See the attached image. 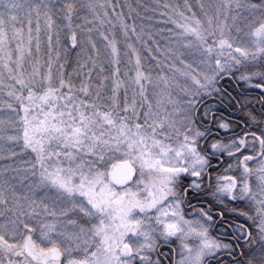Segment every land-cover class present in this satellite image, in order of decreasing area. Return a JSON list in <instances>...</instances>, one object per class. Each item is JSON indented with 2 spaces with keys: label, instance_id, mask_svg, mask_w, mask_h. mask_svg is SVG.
<instances>
[{
  "label": "snow or ice",
  "instance_id": "obj_1",
  "mask_svg": "<svg viewBox=\"0 0 264 264\" xmlns=\"http://www.w3.org/2000/svg\"><path fill=\"white\" fill-rule=\"evenodd\" d=\"M225 81L264 93V0H0V264H264Z\"/></svg>",
  "mask_w": 264,
  "mask_h": 264
},
{
  "label": "flooded vegetation",
  "instance_id": "obj_2",
  "mask_svg": "<svg viewBox=\"0 0 264 264\" xmlns=\"http://www.w3.org/2000/svg\"><path fill=\"white\" fill-rule=\"evenodd\" d=\"M225 82V86L235 97V100L232 101L230 106L221 108V111L224 113L225 117H227L231 121H234V125L236 126L235 132L242 133V131L248 130V124L246 123V120H248V111H253L258 117L260 116L262 108L260 96L264 95V93H262L259 89L254 88L253 90H248L245 88L246 86L242 84L237 87L234 81ZM237 101H239V104L237 103ZM220 135L223 136V133L221 132ZM203 199L210 201V198L208 197H204ZM225 213L226 215H228L226 210ZM231 218L232 217L229 216V219Z\"/></svg>",
  "mask_w": 264,
  "mask_h": 264
},
{
  "label": "rangeland",
  "instance_id": "obj_3",
  "mask_svg": "<svg viewBox=\"0 0 264 264\" xmlns=\"http://www.w3.org/2000/svg\"><path fill=\"white\" fill-rule=\"evenodd\" d=\"M120 2L121 3H124L125 2V0H120ZM128 2H130V3H132L133 5H135L136 4V0H128ZM144 2H151V0H144ZM125 11H127V9H125ZM157 39H159V37H157ZM161 43H162V41H161ZM75 53L73 52V53H70V57L71 58H74L75 59V55H74ZM72 56H74V57H72ZM226 83V82H225ZM243 85V84H242ZM245 87V86H244ZM246 89H248V90H253V88H251V89H249V88H247V87H245ZM255 89V88H254ZM247 121V122H246ZM245 122L248 124L247 126H248V130L247 131H251V130H254L255 129V126L253 125V126H251V127H249V121L248 120H246ZM233 129H234V131H235V129H236V126L233 124ZM223 133V136L225 135V133L224 132H222ZM5 163V161H2V160H0V165H2V164H4Z\"/></svg>",
  "mask_w": 264,
  "mask_h": 264
},
{
  "label": "trees",
  "instance_id": "obj_4",
  "mask_svg": "<svg viewBox=\"0 0 264 264\" xmlns=\"http://www.w3.org/2000/svg\"><path fill=\"white\" fill-rule=\"evenodd\" d=\"M75 55V54H74ZM72 57H74V56H72ZM72 60H74V58H71Z\"/></svg>",
  "mask_w": 264,
  "mask_h": 264
}]
</instances>
